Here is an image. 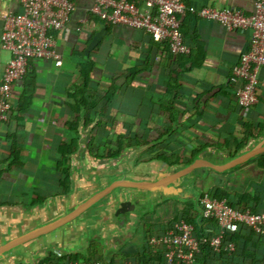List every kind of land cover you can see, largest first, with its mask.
<instances>
[{"label":"crops","instance_id":"1","mask_svg":"<svg viewBox=\"0 0 264 264\" xmlns=\"http://www.w3.org/2000/svg\"><path fill=\"white\" fill-rule=\"evenodd\" d=\"M96 1L75 0L65 30L55 33L64 65L34 60L25 78L13 87L12 128L0 120V166L8 165L0 172V206L32 207L39 205L31 203L34 198L45 202L67 194L62 186V152L70 160L71 175L70 156L79 149L83 122L85 130L93 129L90 150L95 138L104 148L116 146L117 138H123L125 152L112 159L148 146L137 165L157 159H169L171 165L191 163L209 147L236 154L264 132V69L259 76L262 98L252 109L240 106L237 88L228 81L250 48L251 30L228 31L189 13L181 16L184 41L195 52L196 65L185 72L190 67H180L168 43L154 42L144 30L101 21L93 13ZM186 2L198 9L230 8L248 16L256 10L255 0ZM12 11L23 12L18 0H0V85L12 59L3 48ZM176 92L179 98L174 101ZM250 130L255 135L241 146ZM14 136L18 137L16 147L24 153L19 158L13 156ZM263 156L225 175L210 172L197 180L196 188L201 196L216 190L257 195L260 203L255 212L262 213ZM187 205L195 208L193 203L173 200L145 214L133 240L120 253L134 258L143 247L147 228L155 226L158 231L167 226L168 232ZM197 224L202 222L197 219ZM260 251L264 256V240Z\"/></svg>","mask_w":264,"mask_h":264},{"label":"water","instance_id":"2","mask_svg":"<svg viewBox=\"0 0 264 264\" xmlns=\"http://www.w3.org/2000/svg\"><path fill=\"white\" fill-rule=\"evenodd\" d=\"M80 130L78 151L71 155L72 190L43 204L0 206V264H42L51 255H82L101 243L107 261L134 238L142 217L168 201L193 203L204 220L199 178L225 175L264 155V132L236 154L209 147L191 162L171 165L153 160L137 165L142 147L127 155L96 160L90 150L93 129ZM8 168L1 165L0 172Z\"/></svg>","mask_w":264,"mask_h":264},{"label":"built area","instance_id":"3","mask_svg":"<svg viewBox=\"0 0 264 264\" xmlns=\"http://www.w3.org/2000/svg\"><path fill=\"white\" fill-rule=\"evenodd\" d=\"M23 12L9 13L3 36V48L12 59L0 85V120L7 122L12 111L14 85L26 75L30 63L54 61L64 65L55 33L64 31L75 11V0H18ZM255 13L248 16L230 8L198 9L186 0H97L93 13L103 22L144 30L157 43H168L175 55L189 56L191 48L182 35L181 16L189 13L203 20L219 23L228 31L251 30V45L240 63L233 69L228 81L237 88L236 94L243 109L260 103V72L264 69V0H255ZM204 219L215 220L219 232L211 241L215 252L223 248L224 236L241 224L258 234H264V212L254 214L238 211L226 201L205 194L202 197ZM149 245L161 249L165 264H194L200 251L195 227L186 220L173 224L164 235L153 237ZM234 249V245L227 247ZM58 257V256H57ZM67 264H79L70 262Z\"/></svg>","mask_w":264,"mask_h":264},{"label":"trees","instance_id":"4","mask_svg":"<svg viewBox=\"0 0 264 264\" xmlns=\"http://www.w3.org/2000/svg\"><path fill=\"white\" fill-rule=\"evenodd\" d=\"M182 35L184 37L183 28ZM177 57L180 67H190L188 68V70H185V72L191 71L194 68L193 66H196L194 64L195 62L193 63V61H195V52L192 48L191 54L189 56L178 55ZM25 76L23 77V79L25 78ZM110 98L111 97L108 98L107 103L110 102ZM178 98L179 92H176L173 95V99L174 101H177ZM261 98L262 90L260 88V101ZM14 111L15 107L12 104L10 118L7 122H4L5 127L8 129L12 128ZM252 135L255 134L252 130H250V132L247 133L245 139H243L241 146L245 145L248 141V138ZM17 138V136H14L11 139L14 142L13 156L19 158L24 153L22 151L19 152V149L16 147L18 141ZM97 140V138L94 139V142L91 147V154L97 160H109L118 157L125 152V148L127 147L123 144L122 137L117 138V145L112 148L102 147ZM201 149H199L198 151H200ZM19 154L21 155L19 156ZM62 156V160L64 163L61 171L62 175L64 176L62 186L65 190V193H68L71 189L70 160L68 159L66 152H62ZM193 159H191V161ZM167 161L173 163L169 159H167ZM260 162H264V156L260 159ZM260 186H262V184H260ZM208 195L226 201L231 207L238 211H251L254 214H258L255 212L260 203L257 195H251L249 192H223L219 190L209 192ZM204 196L205 194L202 195V197ZM43 202L44 199L42 198H34L31 203L33 205H36L42 204ZM198 216L199 214L195 210V208L192 205H187L184 209V212H182L180 217L175 221L177 222L182 219L186 220L188 223L192 224L196 229V237L198 238L200 243V251L196 255V260L194 264H264V256H260L262 253L260 249L264 240V234H258L254 232L251 228L239 224L236 226L235 230H230L226 233V235L224 236L223 248L220 253H217L214 251L211 245V241L214 237H216L219 232L218 223L212 219H204L202 221L201 226H199L197 224ZM154 227L155 226H151L147 228L144 237L143 247L137 254L134 255V264H165L163 251L161 249H159L158 251H154L149 245V243L153 237L164 235L167 232V226H161L160 230L158 231H156ZM229 245H234V249L229 250L227 248ZM130 258L131 255L123 251L122 253L114 257L112 263H108L104 258L102 246L98 243H95L91 246V259H87L82 255H73L64 258L57 257L56 255H51V257L45 260L42 264H67L70 262H78L79 264H130Z\"/></svg>","mask_w":264,"mask_h":264},{"label":"rangeland","instance_id":"5","mask_svg":"<svg viewBox=\"0 0 264 264\" xmlns=\"http://www.w3.org/2000/svg\"><path fill=\"white\" fill-rule=\"evenodd\" d=\"M133 262H134V260H133V258L131 256V258H130V264H134Z\"/></svg>","mask_w":264,"mask_h":264}]
</instances>
